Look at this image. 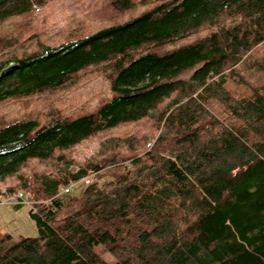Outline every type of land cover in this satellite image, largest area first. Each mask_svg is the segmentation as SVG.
<instances>
[{
	"label": "trees",
	"instance_id": "16d2710c",
	"mask_svg": "<svg viewBox=\"0 0 264 264\" xmlns=\"http://www.w3.org/2000/svg\"><path fill=\"white\" fill-rule=\"evenodd\" d=\"M38 2L0 0V23ZM108 5L57 44L0 35V201L52 199L0 264H264V0ZM87 69L100 85L58 96Z\"/></svg>",
	"mask_w": 264,
	"mask_h": 264
},
{
	"label": "rangeland",
	"instance_id": "374dc122",
	"mask_svg": "<svg viewBox=\"0 0 264 264\" xmlns=\"http://www.w3.org/2000/svg\"><path fill=\"white\" fill-rule=\"evenodd\" d=\"M38 1V3L42 2L43 5L37 3L31 14L9 19L0 23V35L5 36L8 31H11V34L17 36L16 38H20L24 41L28 36L31 38L33 36L30 37V35L38 34V38L43 39L46 42L57 44L64 39L73 38L74 36L79 35L81 31L86 30L85 27H92L93 29L95 26H105L106 22L101 21L105 15L108 16L111 8V5H108L109 0ZM149 6L150 4L137 7L135 8V11L129 13V15L139 14L140 12L145 11ZM114 18H117L116 14ZM204 32L207 33L206 30ZM204 32L200 35H204ZM36 37L31 40L28 38V42H26L25 46H31L32 44H30V42L32 43L35 41ZM81 75L82 76L75 82V88L73 90L67 92V88L64 93H58V96L62 95L64 98H70L71 95L75 96L80 92H84V87L90 86L91 84L94 87L100 85L98 80L101 79V77L99 76V73L95 72L93 69L84 70ZM231 84L232 83L230 82V85ZM147 126H149V123L146 127ZM158 133L159 132H156L155 135L150 136L146 145H148L149 142L153 145ZM45 200L48 199L33 201L37 208V203L45 204ZM30 208L31 206L29 204H24L21 207H15L8 203L0 204V229L9 232L15 237H19L20 235L26 237L37 236V225L30 215ZM96 250L101 253L106 260L114 263L113 256L108 251L104 250L101 245H98Z\"/></svg>",
	"mask_w": 264,
	"mask_h": 264
},
{
	"label": "built area",
	"instance_id": "2783aa9c",
	"mask_svg": "<svg viewBox=\"0 0 264 264\" xmlns=\"http://www.w3.org/2000/svg\"><path fill=\"white\" fill-rule=\"evenodd\" d=\"M152 143H148V147H151ZM95 178V173L89 172L88 174L84 175L80 179L77 180H71L67 185L61 187L59 193L54 197L58 198L64 195H67L71 192H73L80 184H88ZM52 199L45 200V204H49ZM2 203H8L12 205L17 204H29L33 211H36L35 202L33 200L28 199L23 192H18L13 195H7L5 198H3L0 201V204Z\"/></svg>",
	"mask_w": 264,
	"mask_h": 264
},
{
	"label": "crops",
	"instance_id": "0c3cea01",
	"mask_svg": "<svg viewBox=\"0 0 264 264\" xmlns=\"http://www.w3.org/2000/svg\"><path fill=\"white\" fill-rule=\"evenodd\" d=\"M0 232H5L4 230L0 229Z\"/></svg>",
	"mask_w": 264,
	"mask_h": 264
}]
</instances>
